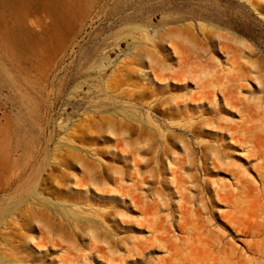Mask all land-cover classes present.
Listing matches in <instances>:
<instances>
[{"label":"rangeland","instance_id":"1","mask_svg":"<svg viewBox=\"0 0 264 264\" xmlns=\"http://www.w3.org/2000/svg\"><path fill=\"white\" fill-rule=\"evenodd\" d=\"M0 17V264H252L236 215L264 207V0Z\"/></svg>","mask_w":264,"mask_h":264},{"label":"bare ground","instance_id":"2","mask_svg":"<svg viewBox=\"0 0 264 264\" xmlns=\"http://www.w3.org/2000/svg\"><path fill=\"white\" fill-rule=\"evenodd\" d=\"M3 3V2H2ZM55 3V2H54ZM12 16V15H11ZM1 18V17H0ZM16 27L18 28V26L16 25ZM15 27V28H16ZM21 27V26H20ZM1 28H3V27H1ZM13 28V27H12ZM22 28V27H21ZM5 29V28H4ZM10 29V28H9ZM4 30L2 29V32H3ZM14 31V30H13ZM20 31V30H19ZM18 31V32H19ZM22 31V30H21ZM11 32V31H10ZM24 32V31H23ZM6 33V32H5ZM4 33V34H5ZM8 34V33H7ZM16 33H14V35H15ZM18 34V33H17ZM22 37V36H21ZM30 38V37H29ZM28 38V39H29ZM11 39H13L12 37H11ZM27 39V38H26ZM13 41V40H12ZM11 41V42H12ZM29 41V40H28ZM8 42V41H7ZM175 41H173V43H174ZM17 43V42H16ZM26 43V42H25ZM172 43V44H173ZM175 44V43H174ZM173 44V45H174ZM176 44H177V42H176ZM173 45H172V47H173ZM18 46V45H17ZM16 46V47H17ZM174 46H178V48H179V46H183V45H180V43H179V45L177 44V45H174ZM175 47V48H176ZM184 47V46H183ZM176 49V50H178V51H180L179 49ZM182 48V47H181ZM27 49V48H26ZM32 49V48H31ZM173 49H174V47H173ZM21 50L22 49H18V51H20L21 52ZM184 50V49H183ZM15 51V50H14ZM186 51H187V49H186ZM185 51V52H186ZM23 53V52H22ZM179 54V53H178ZM187 53H185V55H186ZM25 55V54H24ZM15 57H18L17 55L15 56ZM184 64V63H183ZM200 66V65H199ZM236 66V65H235ZM183 67H184V65H183ZM193 66H191V68H192ZM209 67V66H208ZM198 69V68H197ZM204 69V68H203ZM189 70V69H188ZM209 70V69H208ZM199 71H200V69H199ZM198 70H197V72H199ZM210 71V70H209ZM202 72V71H201ZM188 73H190V72H188ZM203 73H204V70H203ZM206 73V72H205ZM195 75V74H194ZM197 75V74H196ZM198 76V75H197ZM15 78V77H14ZM165 79V78H164ZM212 79V78H211ZM163 80V79H162ZM206 82V81H205ZM235 85V84H234ZM200 86V85H199ZM205 86V85H204ZM206 87V86H205ZM20 100H22V99H20ZM20 102H22V101H20ZM26 104V103H25ZM22 107H23V105H22ZM247 118V117H246ZM251 121V120H250ZM246 128V127H245ZM256 131H258V130H256ZM247 132H249V131H247ZM259 132H260V130H259ZM255 133V132H254ZM254 133H252L253 135H254ZM251 134V133H250ZM251 134V135H252ZM250 137V136H249ZM253 137V136H252ZM258 143V142H257ZM259 147H262V146H259ZM258 147V148H259ZM264 147V146H263ZM261 149V148H260ZM245 183V182H244ZM245 186L247 185V184H244ZM241 186V185H240ZM249 187V186H248ZM243 188V187H242ZM244 189V188H243ZM253 192V191H252ZM231 195V194H230ZM247 195H249V194H247ZM233 196V195H232ZM231 196V197H232ZM254 196H255V193H254ZM252 196L253 197V200H251V203H250V205L246 208V205H245V210H242V212L240 211V213H239V216H238V214L236 215V223L238 224V226H239V229L241 228L242 230H244V231H247L248 233H250L251 234V236L252 237H254L255 239H256V242H254V244H253V248H252V255H253V258H252V260H251V262H252V264H264V207L263 206H260V204H259V200H258V198L255 196ZM231 197H230V199H231ZM249 200V199H248ZM234 201V200H233ZM229 202V201H228ZM247 202H249V201H247ZM248 204V203H247ZM261 204H263L264 205V202H262ZM242 207H244V206H242ZM237 213V212H236ZM232 215V214H231ZM235 218V217H234ZM249 244V243H248ZM251 245H252V242L250 243ZM250 245V246H251ZM221 257V256H220ZM224 257V256H223ZM236 257V256H235ZM232 258V257H231ZM213 259V258H212ZM207 260V259H206ZM211 260V259H210ZM221 261H223L222 259H220ZM226 260V259H225ZM224 260V261H225ZM248 261H250V260H246V259H244V255L243 254H240L237 258H236V260L235 261H228L227 263H225V262H223L224 264H247V262ZM219 263H222V262H219ZM222 263V264H223ZM249 263V262H248Z\"/></svg>","mask_w":264,"mask_h":264}]
</instances>
